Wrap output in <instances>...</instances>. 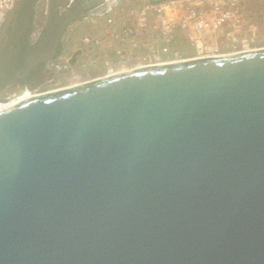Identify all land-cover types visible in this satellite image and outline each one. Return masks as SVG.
Listing matches in <instances>:
<instances>
[{"label": "water", "instance_id": "obj_1", "mask_svg": "<svg viewBox=\"0 0 264 264\" xmlns=\"http://www.w3.org/2000/svg\"><path fill=\"white\" fill-rule=\"evenodd\" d=\"M40 1L0 27V94L27 90L69 27L104 10L47 0L39 28ZM0 264H264V48L3 107Z\"/></svg>", "mask_w": 264, "mask_h": 264}, {"label": "built area", "instance_id": "obj_2", "mask_svg": "<svg viewBox=\"0 0 264 264\" xmlns=\"http://www.w3.org/2000/svg\"><path fill=\"white\" fill-rule=\"evenodd\" d=\"M16 1L0 0V27ZM107 1L104 10L100 8L79 20L102 23L101 31L81 37L78 52L93 53L95 61L105 68L104 76L148 65L252 50V38L246 29L256 25L248 6L263 0H139L138 7L120 16L118 3L126 0ZM73 2L68 0L67 7ZM183 45L195 56L184 57L180 48ZM79 61V57L74 60L61 56L46 64L45 71L69 78L68 87L93 80L91 74H81ZM2 93L0 97L11 98L10 93Z\"/></svg>", "mask_w": 264, "mask_h": 264}, {"label": "rangeland", "instance_id": "obj_3", "mask_svg": "<svg viewBox=\"0 0 264 264\" xmlns=\"http://www.w3.org/2000/svg\"><path fill=\"white\" fill-rule=\"evenodd\" d=\"M67 3L68 0H64L63 5L65 8L67 7ZM139 5V0H126L119 2V16L125 15L131 8L138 7ZM263 7L264 0L248 6V12H250V17H252L256 26H254L253 28H247L246 31L247 35L252 38V48L254 49L264 48V13L262 11ZM46 9L47 0H41L36 10V25L39 28L43 27L46 22ZM101 29L102 23H93L91 19H88L85 22L79 20L74 22L66 32L60 54L56 59H59L62 56L76 60L77 57H79V63L81 65L80 72L83 76H85V74H91L93 79L104 76L105 68L100 61H95L96 58L93 53L82 54L81 52H78L81 37L85 34L97 33L98 31H101ZM180 48L184 57L192 58L195 56L193 54V51L188 46L183 45L180 46ZM36 83L28 88V93L30 95L32 94L31 92H34L36 94H43L49 91H57L71 85L69 78L62 75L56 76V74H47ZM5 93L7 92H3L2 95H6ZM18 94L20 93H16L14 96Z\"/></svg>", "mask_w": 264, "mask_h": 264}, {"label": "flooded vegetation", "instance_id": "obj_4", "mask_svg": "<svg viewBox=\"0 0 264 264\" xmlns=\"http://www.w3.org/2000/svg\"><path fill=\"white\" fill-rule=\"evenodd\" d=\"M103 1H105L106 3L107 0H74L71 6H75L80 11V13L86 15L90 12V10L100 9L103 5L105 7V4H103ZM111 1L112 0H108L107 2L110 3ZM45 67H46V64L34 70V72L31 74L28 80V83H29L28 88L31 87L33 84H35L37 81L41 80L43 76L45 77L48 74L44 70ZM6 92L10 93L11 97L14 96L16 93H19L15 85H10Z\"/></svg>", "mask_w": 264, "mask_h": 264}, {"label": "bare ground", "instance_id": "obj_5", "mask_svg": "<svg viewBox=\"0 0 264 264\" xmlns=\"http://www.w3.org/2000/svg\"><path fill=\"white\" fill-rule=\"evenodd\" d=\"M63 89H65V88H63ZM28 92H29V90L27 89V90L21 92L20 94H18V95H16V96L12 97V98H10V99H8L7 101H4V100L2 101V100H1V101H0V110H1L3 107H5L8 103L20 102V101H22V100H24V99H26V98L36 96V95H33V94L30 95ZM51 92H53V91H51ZM47 93H48V92H47ZM28 94H29V96H28Z\"/></svg>", "mask_w": 264, "mask_h": 264}]
</instances>
